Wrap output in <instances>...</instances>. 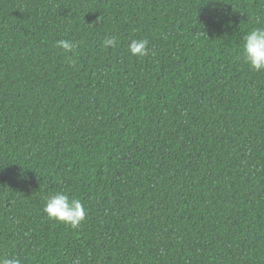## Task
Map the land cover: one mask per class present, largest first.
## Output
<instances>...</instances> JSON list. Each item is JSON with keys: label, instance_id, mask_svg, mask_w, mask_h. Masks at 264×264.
I'll return each mask as SVG.
<instances>
[{"label": "trees", "instance_id": "trees-1", "mask_svg": "<svg viewBox=\"0 0 264 264\" xmlns=\"http://www.w3.org/2000/svg\"><path fill=\"white\" fill-rule=\"evenodd\" d=\"M256 27L264 0H0V257L264 264ZM57 191L77 229L43 211Z\"/></svg>", "mask_w": 264, "mask_h": 264}, {"label": "clouds", "instance_id": "clouds-1", "mask_svg": "<svg viewBox=\"0 0 264 264\" xmlns=\"http://www.w3.org/2000/svg\"><path fill=\"white\" fill-rule=\"evenodd\" d=\"M117 44L118 40L115 36L105 38L103 41L105 48H114ZM148 45L147 39H133L128 49L132 56L143 58L150 54ZM56 47L61 48L65 53H71L76 45L70 40L61 39L56 42ZM242 59L254 71H264V27L253 28L244 35ZM43 211L49 219L64 223L72 229H77L87 216V210L80 199L60 191L47 198ZM0 264H21V260L15 256L5 255L0 257Z\"/></svg>", "mask_w": 264, "mask_h": 264}]
</instances>
